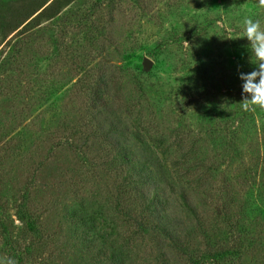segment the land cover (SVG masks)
I'll return each mask as SVG.
<instances>
[{
  "label": "rangeland",
  "instance_id": "374dc122",
  "mask_svg": "<svg viewBox=\"0 0 264 264\" xmlns=\"http://www.w3.org/2000/svg\"><path fill=\"white\" fill-rule=\"evenodd\" d=\"M246 17L264 26L258 0H0V226L23 245L16 209L37 216L35 264H85L74 214L149 264H264V109L240 102L239 72L255 67ZM142 164L164 231L125 177ZM222 247L243 253L218 260Z\"/></svg>",
  "mask_w": 264,
  "mask_h": 264
},
{
  "label": "trees",
  "instance_id": "16d2710c",
  "mask_svg": "<svg viewBox=\"0 0 264 264\" xmlns=\"http://www.w3.org/2000/svg\"><path fill=\"white\" fill-rule=\"evenodd\" d=\"M97 96L101 98L100 85L96 87L95 90ZM121 157V156H120ZM119 164L127 170L132 169L133 166H129L127 161L123 159L119 160ZM145 164H142L136 168H139L137 175H134L131 171L130 174H127L125 177L128 179H133L136 183L133 185L136 188V194L141 198L140 200L146 205V208L150 213L159 219V224L157 225L160 231H164V225L167 223L166 213H164L161 207L158 205L155 197L156 193L152 190L150 193L148 188L143 183L148 182L146 175L147 171L144 167ZM135 169V168H134ZM145 172V173H144ZM136 176V177H135ZM135 177V178H134ZM124 178V177H123ZM182 198L185 200L184 205L188 207L191 212V205L189 200L187 199L185 194H181ZM18 218L24 224L26 229L31 233L32 239H30L27 243L21 245L13 240L11 232L7 226V223L3 222L0 226L1 235H0V251H4L5 253V264H10V262H14V264H35L32 260V255L36 246L31 243L33 241H37L40 239L41 235V227L38 223L37 216L33 214V212L28 211L25 208V204L23 202L16 209ZM198 212H193V214L197 215ZM164 218V219H161ZM73 233V242L74 245L80 247V256L83 259V263L85 264H149L146 258L135 259L132 257H127L125 255V250L118 243L116 238H108L106 235H103V232H96L95 228L97 225L89 217L80 216L79 214H74L70 219ZM160 226V227H159ZM187 232H192V230L187 229ZM251 231V230H250ZM96 232V233H95ZM172 234V233H171ZM189 238V235L185 230L182 233H177V240H180V237ZM237 239L241 240L248 238L245 242L249 244L254 241V236L248 233L245 229L237 230L236 236ZM250 237V238H249ZM239 242H242L240 241ZM255 239H258L255 238ZM249 246V245H248ZM243 253L238 247H222L218 250L214 251V256L218 260H230L232 263L237 262V254ZM131 256V254H130ZM240 256V254H238ZM237 260V261H236ZM239 263V262H238ZM38 264H45V262L40 261Z\"/></svg>",
  "mask_w": 264,
  "mask_h": 264
},
{
  "label": "clouds",
  "instance_id": "9594fccd",
  "mask_svg": "<svg viewBox=\"0 0 264 264\" xmlns=\"http://www.w3.org/2000/svg\"><path fill=\"white\" fill-rule=\"evenodd\" d=\"M264 8V0H258ZM243 36L248 42L249 63L254 65L250 72H239L242 81L241 108L244 111L264 109V26L258 19L246 17L242 26ZM232 38V37H229ZM14 264V262H10Z\"/></svg>",
  "mask_w": 264,
  "mask_h": 264
},
{
  "label": "water",
  "instance_id": "95a60500",
  "mask_svg": "<svg viewBox=\"0 0 264 264\" xmlns=\"http://www.w3.org/2000/svg\"><path fill=\"white\" fill-rule=\"evenodd\" d=\"M151 63H152V61H151V59H150L148 56L144 57V59H143V64H144L146 67H149V66L151 65Z\"/></svg>",
  "mask_w": 264,
  "mask_h": 264
}]
</instances>
